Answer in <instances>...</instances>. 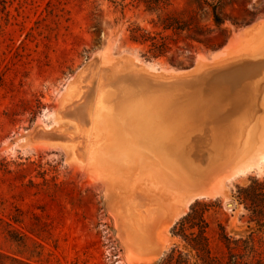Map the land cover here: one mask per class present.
<instances>
[{
    "label": "rangeland",
    "instance_id": "374dc122",
    "mask_svg": "<svg viewBox=\"0 0 264 264\" xmlns=\"http://www.w3.org/2000/svg\"><path fill=\"white\" fill-rule=\"evenodd\" d=\"M149 1L0 0V148L34 119L47 121L69 76L104 42L111 41L115 54L130 51L142 57L140 52L149 50L148 44L125 41V26L130 23L159 32L153 23L164 18L191 22L188 31L163 33L177 41L164 57H142L158 66L188 67L196 51L219 48L231 33L264 12V0H169L159 8ZM209 5L216 6L220 25L213 23ZM261 35L246 52L259 48ZM188 44L194 46L191 52L186 50ZM231 73L237 75L220 77L214 89L225 100L242 96L243 112L257 106L258 97L264 95V63L226 75ZM121 148L117 146L121 153H138ZM250 176H264V165L260 172L228 181L231 196L205 200L221 202L208 207L202 224L210 252L218 260L228 251L220 227L234 239L248 234L244 209L232 193L236 185H246ZM126 181L118 179L112 192L117 205L112 217L101 188L73 175L61 153L0 150V264H133L126 249L136 253V244L144 243L138 235L143 225L139 220L154 195L150 190L139 194ZM152 184L146 181L141 189ZM119 215L128 222L122 225ZM259 239L255 237L257 252L264 256V237ZM241 244H231L236 253L242 252ZM179 248L188 256L174 253L173 260L193 264L194 252L183 242Z\"/></svg>",
    "mask_w": 264,
    "mask_h": 264
},
{
    "label": "water",
    "instance_id": "95a60500",
    "mask_svg": "<svg viewBox=\"0 0 264 264\" xmlns=\"http://www.w3.org/2000/svg\"><path fill=\"white\" fill-rule=\"evenodd\" d=\"M260 34L259 48L249 54ZM263 36L264 12L219 48L196 51L188 67L158 66L130 51L115 54L108 40L69 76L47 121L34 119L0 150L61 153L73 175L101 188L111 216L118 179L139 194L150 190L154 199L139 220L144 243L126 253L133 264H158L170 245L181 246L172 227L192 203L231 196L228 181L264 165V95L239 116L215 118L226 97L213 86L237 75L227 72L264 63ZM118 145L138 153H121ZM146 181L153 184L141 189Z\"/></svg>",
    "mask_w": 264,
    "mask_h": 264
},
{
    "label": "trees",
    "instance_id": "16d2710c",
    "mask_svg": "<svg viewBox=\"0 0 264 264\" xmlns=\"http://www.w3.org/2000/svg\"><path fill=\"white\" fill-rule=\"evenodd\" d=\"M169 0H150L149 4L154 8L167 5ZM212 21L215 25L221 24V19L217 13L215 5H209ZM192 23L182 21L176 17L164 18L159 24L153 23L154 27L160 28L159 32H152L146 28L130 23L125 26L127 40L131 43L148 44L147 51H141L142 57L146 60H156L164 57L173 44L177 41L172 35H163V33H173L188 31ZM123 41V40H122ZM200 42V41H198ZM205 48H210L203 44ZM193 45L188 44L186 50L192 51ZM234 197L244 209L242 218H246L245 231L248 234L245 237L234 239L229 236L224 227H220V232L224 240H226L227 254L223 260L213 257L208 242V236L205 231L203 214L210 205L220 204L216 201H195L190 205L189 211L172 227V233L177 235L186 245L187 249L194 252L193 264H264V256L257 252L255 237L262 239L264 237V176H250L246 185H236ZM13 237V235H11ZM14 238V237H13ZM259 239V240H260ZM242 243V252L236 253L234 246ZM174 253L179 257H187L188 252L179 247H173L166 254L161 264H186L185 261L173 260Z\"/></svg>",
    "mask_w": 264,
    "mask_h": 264
},
{
    "label": "bare ground",
    "instance_id": "6f19581e",
    "mask_svg": "<svg viewBox=\"0 0 264 264\" xmlns=\"http://www.w3.org/2000/svg\"><path fill=\"white\" fill-rule=\"evenodd\" d=\"M262 89L264 92V85H263ZM243 102H244L243 98L240 95L234 99H230V98L228 100L223 99V101L217 105V108L220 112L218 115L215 116V118L228 119L231 117L239 116V114H242V112H243L241 109ZM211 122H212L211 119H209V118L205 119L206 126H210ZM152 140L155 141L156 138H153ZM147 141H151V140H147Z\"/></svg>",
    "mask_w": 264,
    "mask_h": 264
}]
</instances>
